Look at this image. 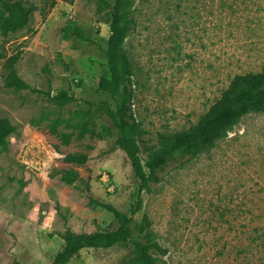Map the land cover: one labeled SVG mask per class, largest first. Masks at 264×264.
<instances>
[{
    "label": "rangeland",
    "instance_id": "rangeland-1",
    "mask_svg": "<svg viewBox=\"0 0 264 264\" xmlns=\"http://www.w3.org/2000/svg\"><path fill=\"white\" fill-rule=\"evenodd\" d=\"M20 1L36 10L22 30L0 33V49L7 55L22 49L15 68L31 86L70 89L78 101L58 106L42 94L14 92L0 59V118L16 126L0 146V264H50L67 228L114 229L117 221L101 204L129 213L139 181L123 151L110 149L119 135L110 113L122 93H111L109 27L94 0ZM134 6L125 49L148 150L161 135L193 125L236 74L260 71L264 0H135ZM53 123L72 133L69 144L50 133ZM68 152L89 160L67 164ZM68 167L81 180L62 183L57 171ZM159 175L141 193L134 219L147 217L167 248L166 264H264V112L245 115L210 151L183 166L170 163ZM129 254L123 245L85 248L67 264H126Z\"/></svg>",
    "mask_w": 264,
    "mask_h": 264
},
{
    "label": "trees",
    "instance_id": "trees-1",
    "mask_svg": "<svg viewBox=\"0 0 264 264\" xmlns=\"http://www.w3.org/2000/svg\"><path fill=\"white\" fill-rule=\"evenodd\" d=\"M96 11L107 20L109 35L104 49L109 73L108 83L112 85V96L121 90V99L110 113L119 130V135L111 146V150L120 149L129 159L135 177L138 179L137 197L125 213L107 204H101L110 211L117 221L112 230L91 233H75L67 228L62 237L63 247L54 255L50 264H67L82 249H107L117 245L130 248V254L124 259L126 264H166L163 256L167 248L160 245L155 233L150 229L148 219L143 216L136 222L134 216L142 210L141 193L151 190L152 185L161 181L159 173L170 163L183 166L203 153L210 151L217 143L227 137L228 132L247 114L264 112V64L258 72L236 74L220 97L191 126L160 136L158 144L148 150L142 148L141 124L137 119L133 103L135 100V71L125 44L136 25L134 15L135 0H94ZM36 5H25L20 0H0V33L3 37L16 33L27 26ZM73 33L88 41L92 40L83 31L73 26ZM68 32L65 31L64 35ZM22 49L7 55L0 49L3 62L5 85L14 92L27 90L42 94L58 106L78 101L70 89H62L51 93L50 89L42 90L31 86L22 79L15 68ZM21 103L24 101L20 96ZM89 106L92 103L87 102ZM16 126L9 119L0 118V146L6 147L8 137L14 133ZM48 130L59 139L60 144L71 142L72 133L60 132L55 123L49 124ZM63 162L72 165H84L89 156L83 152L65 153ZM59 180L64 184H73L81 180L74 167L57 171Z\"/></svg>",
    "mask_w": 264,
    "mask_h": 264
}]
</instances>
